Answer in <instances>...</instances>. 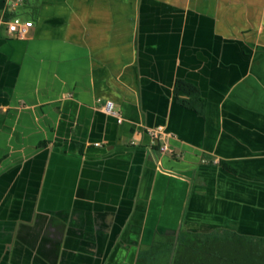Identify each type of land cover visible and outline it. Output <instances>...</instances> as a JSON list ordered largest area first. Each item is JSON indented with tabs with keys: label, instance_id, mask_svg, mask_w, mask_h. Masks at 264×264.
I'll return each instance as SVG.
<instances>
[{
	"label": "crops",
	"instance_id": "1",
	"mask_svg": "<svg viewBox=\"0 0 264 264\" xmlns=\"http://www.w3.org/2000/svg\"><path fill=\"white\" fill-rule=\"evenodd\" d=\"M209 234L264 248V0H0V264H167Z\"/></svg>",
	"mask_w": 264,
	"mask_h": 264
},
{
	"label": "trees",
	"instance_id": "2",
	"mask_svg": "<svg viewBox=\"0 0 264 264\" xmlns=\"http://www.w3.org/2000/svg\"><path fill=\"white\" fill-rule=\"evenodd\" d=\"M175 94L186 106L204 114L205 102L197 87L178 80ZM169 249L168 263L174 246ZM263 249L246 241L223 239L213 234L179 237L172 264H264Z\"/></svg>",
	"mask_w": 264,
	"mask_h": 264
},
{
	"label": "built area",
	"instance_id": "3",
	"mask_svg": "<svg viewBox=\"0 0 264 264\" xmlns=\"http://www.w3.org/2000/svg\"><path fill=\"white\" fill-rule=\"evenodd\" d=\"M16 4H22L25 0H14ZM7 32L11 38L24 39L28 36L30 30L33 28V22L23 20L21 18H14L7 23ZM114 104L107 102L104 106V111L108 114H115L113 111ZM149 136L154 142L159 143V150L162 154H174L173 149L169 145V139L172 135L165 131V128L160 126L156 128H150L147 130ZM97 146H100L97 144Z\"/></svg>",
	"mask_w": 264,
	"mask_h": 264
},
{
	"label": "flooded vegetation",
	"instance_id": "4",
	"mask_svg": "<svg viewBox=\"0 0 264 264\" xmlns=\"http://www.w3.org/2000/svg\"><path fill=\"white\" fill-rule=\"evenodd\" d=\"M177 242H178V241H177ZM177 242H176V243H177ZM176 246H177V245L174 246V250H173L172 255H171V257H170V263H168V260H167V264H172V261H173V258H174V254H175V248H176ZM160 259H161V257H160Z\"/></svg>",
	"mask_w": 264,
	"mask_h": 264
},
{
	"label": "rangeland",
	"instance_id": "5",
	"mask_svg": "<svg viewBox=\"0 0 264 264\" xmlns=\"http://www.w3.org/2000/svg\"><path fill=\"white\" fill-rule=\"evenodd\" d=\"M264 250V249H263ZM164 253L166 254V256H165V260L167 259H169V254H170V251H164Z\"/></svg>",
	"mask_w": 264,
	"mask_h": 264
},
{
	"label": "water",
	"instance_id": "6",
	"mask_svg": "<svg viewBox=\"0 0 264 264\" xmlns=\"http://www.w3.org/2000/svg\"><path fill=\"white\" fill-rule=\"evenodd\" d=\"M177 242V241H176Z\"/></svg>",
	"mask_w": 264,
	"mask_h": 264
}]
</instances>
